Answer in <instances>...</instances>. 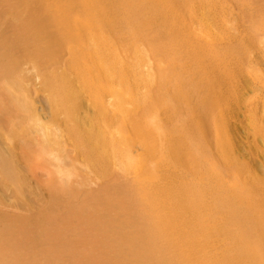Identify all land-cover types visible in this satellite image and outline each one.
I'll return each instance as SVG.
<instances>
[{
  "label": "bare ground",
  "instance_id": "bare-ground-1",
  "mask_svg": "<svg viewBox=\"0 0 264 264\" xmlns=\"http://www.w3.org/2000/svg\"><path fill=\"white\" fill-rule=\"evenodd\" d=\"M237 2L245 13L240 25L211 34L208 18H192L186 0H0V16L35 25L53 53L67 50L78 82L62 74L54 87L74 149L60 126L53 142L40 117L32 127L44 161L64 187L78 177L70 151L85 154L103 177L120 168L128 188L119 192L138 193L140 205L128 211L130 199L111 222L96 221L104 234L88 237L100 249L95 254L76 248L60 214L18 232L0 217V264H88L92 255L105 264H264V0ZM130 39L141 56L142 77L133 82L121 60ZM7 40L0 31V71L9 72L21 39ZM116 85L134 101L131 109L119 110ZM82 92L92 119L76 118ZM112 115L121 119L115 132ZM0 165L4 177L18 179L1 153ZM53 231V240L42 238Z\"/></svg>",
  "mask_w": 264,
  "mask_h": 264
},
{
  "label": "rangeland",
  "instance_id": "rangeland-1",
  "mask_svg": "<svg viewBox=\"0 0 264 264\" xmlns=\"http://www.w3.org/2000/svg\"><path fill=\"white\" fill-rule=\"evenodd\" d=\"M186 2H188L185 6L186 11H191L189 13L193 15H191L192 18L195 16L208 18L205 31L208 30L211 34L233 31V26L238 27L245 16L237 0H186ZM191 23L196 32H201L197 19L195 23ZM0 31L6 35V39H9L8 42L15 36L21 39L20 48L11 50L12 70L0 71V153L10 159L18 174V179L11 181L3 176L0 165V217L12 230L18 232L26 227L27 222H35L48 213L53 218L60 214L57 216V221L62 220L59 223L67 226L66 235L70 240L79 242L76 248H79L82 254H86L85 252H88L90 248L95 249L94 253H90L95 254L100 249L95 245L96 240L90 242L88 237L104 234L95 225L98 223L96 221L111 222V219L114 220L115 212L119 214L125 211L126 202L130 199L132 210L128 211L132 213L138 211L140 205L133 200L138 193L136 197L134 195L132 197L130 193L126 195L119 192L128 188L125 172L122 169L112 167L111 170L114 172L111 171L112 174L103 177L97 167L87 166L85 154L80 152L76 158L74 151H70V158L76 159L74 163L78 177L75 174L72 175V183L69 186L64 187L60 183L53 166L42 158L40 147L43 141L39 134H33L32 127L36 118L40 117L43 123L53 130L50 135L53 142L57 138L55 128L60 126L63 132L62 139L67 143L66 148L74 149L73 140L66 130L65 114L62 110H56L54 96V87L59 75H67L74 85H78L74 72L69 68L71 63L68 52L66 49L58 53L50 51L48 47H45L46 44L39 42L36 26L26 25L25 20L22 19L14 20L9 17L6 19L5 16H0ZM25 38L29 39L25 41ZM134 41L129 40L130 47L128 44L126 53L122 51L126 57L121 59L126 61L128 69L126 78L129 82H133L134 78L141 80L142 77L141 56L138 50L137 53L135 52ZM220 42L221 39H218L217 43ZM115 49L118 54L121 53L117 47ZM117 87L119 86H114L115 94L119 95L123 103H120L122 106H119V110L131 109L135 104L134 101L131 103L130 100L128 103L127 100L130 97L127 90L123 92ZM78 100L80 106L76 118L79 117L82 120L89 115L92 119L94 108L88 94L82 92ZM112 112L113 108L110 109V113ZM119 118L116 115L113 116L112 132L120 126ZM126 129H128V135H131L134 143L137 144L136 137L132 135L128 127ZM129 189L136 192L132 187ZM114 192L118 194L115 195ZM102 197L103 199H100ZM111 197H116L119 201L114 203ZM55 204L56 208H54ZM74 212H77L78 216ZM56 234V231L49 232L42 238L47 241L53 240ZM208 253L218 254L217 251ZM100 259L102 258L92 255L91 263L88 262V264L106 263V261L99 263ZM69 260L71 264H82L76 260Z\"/></svg>",
  "mask_w": 264,
  "mask_h": 264
}]
</instances>
